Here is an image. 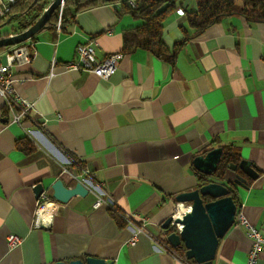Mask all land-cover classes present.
I'll return each instance as SVG.
<instances>
[{"label":"crops","instance_id":"1","mask_svg":"<svg viewBox=\"0 0 264 264\" xmlns=\"http://www.w3.org/2000/svg\"><path fill=\"white\" fill-rule=\"evenodd\" d=\"M175 1L163 22L162 46L155 48L123 50L124 35L144 21L117 14L115 2L81 10L62 31L46 26L23 42L31 59L14 64L12 82L16 94L34 104L24 120L33 134L4 115L0 98V264L88 256L113 264H182L154 239L162 237L160 224L175 208L174 195L197 186L192 159L216 140L237 144L241 159L258 171L236 193L238 210L264 236V21L233 13L195 34L185 18L193 0ZM6 3L0 0V7ZM89 39L98 58L122 53L110 77L68 67L77 45ZM8 50H0L1 63ZM22 138L34 144L32 152L16 147ZM70 157L101 183V193L73 196L48 225L34 226V184L47 188L60 178L73 185L64 172ZM234 174L228 168L225 180ZM98 194L144 219L146 233L134 245L107 207H94ZM9 233L22 238L20 245H7ZM249 248L244 230L231 226L212 264H245ZM257 264H264V250Z\"/></svg>","mask_w":264,"mask_h":264},{"label":"water","instance_id":"2","mask_svg":"<svg viewBox=\"0 0 264 264\" xmlns=\"http://www.w3.org/2000/svg\"><path fill=\"white\" fill-rule=\"evenodd\" d=\"M36 2L37 0H33L32 5ZM63 2L64 0H51L27 28L17 33L0 35V48L22 43L44 29L51 14ZM12 17L6 18L0 26L9 23ZM221 152L222 147H213L204 154L194 156L192 165L199 172L210 175L217 168ZM228 168L234 172L239 169L246 176L235 173L231 181L235 187H247V178L254 180L258 177V171L250 161L245 159H241L238 164H229ZM44 188L42 182L34 184L33 192L36 198ZM46 189L51 192L52 198L60 203H66L76 195L86 196L88 194V190L81 183L75 182L71 186H66L60 178L50 183ZM205 196L210 200L204 202L203 197ZM173 200L176 204L188 203L190 209L181 217L169 215L163 220L160 224V229L163 231L171 227V221L181 226L176 232L167 234L166 241L174 248L183 247L188 260H193L196 264H212L219 240L234 222L236 204L230 195V189L222 183L209 182L192 190L178 193L174 195ZM48 264H113V261L88 256L69 261H54Z\"/></svg>","mask_w":264,"mask_h":264},{"label":"trees","instance_id":"3","mask_svg":"<svg viewBox=\"0 0 264 264\" xmlns=\"http://www.w3.org/2000/svg\"><path fill=\"white\" fill-rule=\"evenodd\" d=\"M50 1L51 0H37V2L32 5L33 0H20L10 6L9 13L5 18L0 19V24H2L6 18L13 16L9 23L14 21L17 25L7 33L20 32L37 19ZM113 2L119 5V9L116 12L117 14L130 13L140 17L144 21L134 32L124 35L123 50L127 51L134 47L155 48L156 45L162 46L160 36L163 22L166 16L177 7L175 0H133V4L129 3L128 0H64L60 16V31L63 30L67 22L73 21L77 12L99 4ZM193 2L195 8L192 11H186L185 18L187 24L193 29L195 34L201 33L209 25L220 20L223 16L233 13L243 15L247 20L264 21V0H193ZM58 17L59 7L51 14L46 26H55L58 22ZM0 35H2V33H0ZM4 48L5 47H2L0 50ZM160 49L161 48L156 50V52L161 55ZM3 113L5 116L8 115L7 107L3 108ZM216 146L222 147V152L217 168L212 174H203L191 165L193 174L197 180L196 187L209 182H218L226 185L230 189V195L236 204L237 211L239 203L237 202L236 187L232 182L226 181L224 176L229 164H238L241 160L238 152L239 146L234 142L222 144L216 140L213 141L210 146L202 150L200 154H204ZM16 147L24 153H30L35 149L34 144L26 138L19 139L16 142ZM73 158L76 159L75 157ZM235 173L246 177L239 169H236ZM250 182L251 179L247 178L246 184L248 185ZM209 200V197H203L204 202ZM109 212L118 224L121 223L125 226V222L115 211L110 210ZM176 231V227L172 226L168 230L163 231V234L166 236L170 232ZM178 248L176 250H179ZM189 261L192 264H196L193 260Z\"/></svg>","mask_w":264,"mask_h":264},{"label":"built area","instance_id":"4","mask_svg":"<svg viewBox=\"0 0 264 264\" xmlns=\"http://www.w3.org/2000/svg\"><path fill=\"white\" fill-rule=\"evenodd\" d=\"M6 1V5L4 7H0V19L5 18L9 13L10 6L20 0ZM128 2L133 4V0H128ZM62 7L63 4L59 6L58 26L60 25ZM122 56L121 52H115L98 58L96 53V42L94 39H89L86 43L77 45L74 57L68 63V67L76 69H90L96 76L105 79L110 77L116 71ZM30 59L31 54L28 47L26 44L23 45L22 42L10 46L9 50L5 54V62H0V98L4 101V107L8 108L10 121L20 125L27 136H32L33 133L29 128L25 127L24 120L28 117V113L34 107V104L16 94L12 82V67L16 63L29 62ZM55 62V59H52L51 66H53ZM67 164L68 167L64 169V172H68L75 182L81 183L88 190V192L96 191L101 193V183L95 182L91 179L88 168L83 166L82 162L80 163L79 160L70 157ZM46 203L51 204L49 213L39 217L40 211ZM61 205L62 203L54 200L51 196V192L44 188L36 201L35 217L33 222L34 226L40 227L41 225H48L53 212ZM93 205L94 207L105 206L109 210L115 211L120 216V218L125 222L126 228L130 232L128 244L134 245L137 242L139 235L146 233L144 219L136 218L121 212L115 207L112 199L109 197L98 194ZM179 205H183L184 208L181 212L179 211ZM189 209L190 205L188 203H177L171 215L172 217H175L179 214L178 216L181 217ZM170 226H175L177 230L181 227L173 221L170 222ZM232 226L242 228L249 239L250 248L245 264H257L260 253L264 250V236L257 226L250 223L239 210L235 212ZM154 240L161 251L170 254L176 260H180L182 264H192L186 258L184 254L185 249L183 247H177L179 250H176L177 248L172 247L166 239L155 237ZM21 242L22 238L20 236L12 233L7 235V245L9 247H16L20 245Z\"/></svg>","mask_w":264,"mask_h":264},{"label":"rangeland","instance_id":"5","mask_svg":"<svg viewBox=\"0 0 264 264\" xmlns=\"http://www.w3.org/2000/svg\"><path fill=\"white\" fill-rule=\"evenodd\" d=\"M16 22L12 21L11 23H7V24H4L2 26H0V33L4 34V33H7L9 32L14 26H16ZM163 232V231H162ZM165 235L162 234V239H165Z\"/></svg>","mask_w":264,"mask_h":264},{"label":"bare ground","instance_id":"6","mask_svg":"<svg viewBox=\"0 0 264 264\" xmlns=\"http://www.w3.org/2000/svg\"><path fill=\"white\" fill-rule=\"evenodd\" d=\"M50 205H51L50 203H46V204L44 205V207H43L42 210L40 211L39 217L44 216V213H46V211L50 209V207H51ZM183 210H184L183 205H179V211L181 212V211H183ZM178 215H179V214H178ZM178 215H176V216H178Z\"/></svg>","mask_w":264,"mask_h":264}]
</instances>
